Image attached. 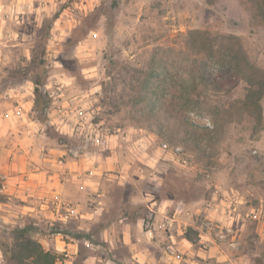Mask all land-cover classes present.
Segmentation results:
<instances>
[{"label": "rangeland", "instance_id": "rangeland-1", "mask_svg": "<svg viewBox=\"0 0 264 264\" xmlns=\"http://www.w3.org/2000/svg\"><path fill=\"white\" fill-rule=\"evenodd\" d=\"M0 5V264H34L28 241L56 264H264V222L234 211L264 204L251 0ZM228 43L256 68L230 73Z\"/></svg>", "mask_w": 264, "mask_h": 264}, {"label": "trees", "instance_id": "trees-1", "mask_svg": "<svg viewBox=\"0 0 264 264\" xmlns=\"http://www.w3.org/2000/svg\"><path fill=\"white\" fill-rule=\"evenodd\" d=\"M257 9V13L259 15V17L264 20V0H251ZM233 40L235 41H239V39L235 36H225L224 37V42H229L231 43ZM223 44L222 49H223V60H227L228 62H230V73H232V71H241L243 63L241 61V59L239 58V55L242 53L244 54V59L247 61V66L246 67H254L256 68L253 64H251L249 62V58L247 56V54L245 53V51L241 48L239 50H235V48L233 46H231V44ZM243 52H242V51ZM244 68V67H243ZM258 73L260 74V77H264V73L259 70L258 68H256ZM246 76V74H245ZM221 78H223L221 76ZM247 82L250 85V88L246 94V104L250 103V102H254V106L256 107L255 109H257L259 111V116L261 117L262 114L260 112V100L262 99V97L264 96V83L261 81H257V80H252L251 78H249V80L247 79ZM35 85H37L36 89H35V94L37 95V97H41V94H39V83L34 82ZM38 99V98H37ZM194 109V108H191ZM189 108H186L184 112L188 111ZM196 129H199L198 127L194 126ZM201 130V129H199ZM203 131V129H202ZM133 211H139L140 206H132ZM28 245V249L31 255V258L34 261V264H56L57 263V257L56 255L52 254L51 252L45 251L43 249V247L35 242L32 241H28L27 242Z\"/></svg>", "mask_w": 264, "mask_h": 264}, {"label": "built area", "instance_id": "built-area-1", "mask_svg": "<svg viewBox=\"0 0 264 264\" xmlns=\"http://www.w3.org/2000/svg\"><path fill=\"white\" fill-rule=\"evenodd\" d=\"M235 206H234V211H237L239 209L240 205H247L250 204V211L248 212V217L251 218L254 221H257L259 223L264 222V204L263 202L260 203L258 207L253 205L252 200H239V198H235ZM180 207L176 210V213L179 212ZM166 223L169 226H172L173 224V218L171 217H166L165 218Z\"/></svg>", "mask_w": 264, "mask_h": 264}, {"label": "crops", "instance_id": "crops-1", "mask_svg": "<svg viewBox=\"0 0 264 264\" xmlns=\"http://www.w3.org/2000/svg\"><path fill=\"white\" fill-rule=\"evenodd\" d=\"M3 9H4L3 6L0 5V13H1V11L3 12ZM9 16H10V15H8V18H9ZM3 18H5V17H4V16H1V19H0V26H1V23H2V22H5V19H3ZM95 169L97 170V168H95ZM110 169H111V168H109V166H106V169L103 170L102 172H104V171H109ZM95 183H97V182H95ZM95 183H93V184H94V185H93V188L98 190L99 187H98V185L95 184ZM59 187H61V185H59ZM99 196H102V195H99ZM151 205H152V207H154L153 205H158V206H160V211H161V209H162L161 212H163V209H167V208H175V207H176V206H175V202H174L173 200L167 201V203H164V202L159 203V202L155 201V202L151 203ZM178 207H179V206H178ZM178 207H177L175 210H177ZM77 210H79V208H78ZM172 218H173V224H172V225H175L174 228H175V230H176L177 224H175V223L177 222V217L174 216V217H172ZM176 236H177V235H176V233L174 232L173 235H172L171 237L175 239Z\"/></svg>", "mask_w": 264, "mask_h": 264}]
</instances>
